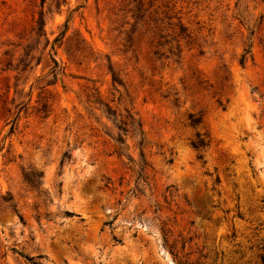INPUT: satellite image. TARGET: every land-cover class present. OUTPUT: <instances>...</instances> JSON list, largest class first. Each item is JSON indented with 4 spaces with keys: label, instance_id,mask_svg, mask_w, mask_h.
Returning a JSON list of instances; mask_svg holds the SVG:
<instances>
[{
    "label": "rangeland",
    "instance_id": "374dc122",
    "mask_svg": "<svg viewBox=\"0 0 264 264\" xmlns=\"http://www.w3.org/2000/svg\"><path fill=\"white\" fill-rule=\"evenodd\" d=\"M143 2L0 0V264H261L264 0Z\"/></svg>",
    "mask_w": 264,
    "mask_h": 264
},
{
    "label": "trees",
    "instance_id": "16d2710c",
    "mask_svg": "<svg viewBox=\"0 0 264 264\" xmlns=\"http://www.w3.org/2000/svg\"><path fill=\"white\" fill-rule=\"evenodd\" d=\"M45 1L46 0H41V7H43ZM134 2H135V7H134L135 9L133 12L134 13L133 18L137 19L139 17L138 14L142 10L144 2H143V0H137V1L134 0ZM150 8L151 7H148L147 10H149ZM178 23L180 24V22H178ZM31 26H32L31 33H34L38 37H41L43 35V33H44V20L42 18V13H39V17L35 21H32ZM179 29H180V34L178 35V38H183V36L189 38L188 35H185L186 30L182 27L181 24H180ZM66 31H67V24L65 25V31H64L63 35L65 34ZM60 40H61V38H57L54 40L52 47H51V50H53L54 45H56V43H58ZM27 48H29V46ZM53 63L55 65L54 66V69H55L57 67V64L55 61H53ZM43 108H45V107H43ZM194 124H196V123L194 122ZM201 146H204V143L202 141L199 142L198 144L197 143L193 144V147L196 150L201 148ZM168 234H169L168 231L164 232V239H165L164 242H166V243L169 242V240L167 239ZM183 249L182 248L178 249L177 242H173L170 245H168V250H169V253L173 259V262L175 264H193L190 260L192 253H184ZM260 260H261V264H264V256L260 257Z\"/></svg>",
    "mask_w": 264,
    "mask_h": 264
}]
</instances>
